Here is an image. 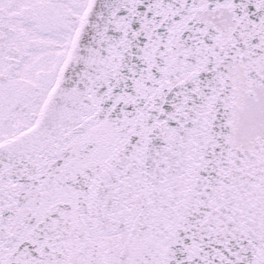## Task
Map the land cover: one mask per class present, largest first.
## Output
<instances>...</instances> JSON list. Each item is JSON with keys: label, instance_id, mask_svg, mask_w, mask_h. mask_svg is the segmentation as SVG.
I'll use <instances>...</instances> for the list:
<instances>
[{"label": "snow or ice", "instance_id": "6c2138e0", "mask_svg": "<svg viewBox=\"0 0 264 264\" xmlns=\"http://www.w3.org/2000/svg\"><path fill=\"white\" fill-rule=\"evenodd\" d=\"M0 264H264V0H0Z\"/></svg>", "mask_w": 264, "mask_h": 264}]
</instances>
